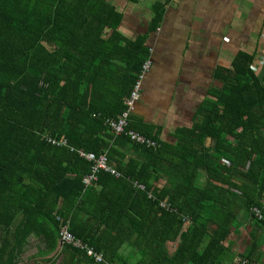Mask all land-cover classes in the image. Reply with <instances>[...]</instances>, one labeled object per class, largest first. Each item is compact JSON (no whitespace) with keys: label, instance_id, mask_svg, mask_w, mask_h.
<instances>
[{"label":"trees","instance_id":"16d2710c","mask_svg":"<svg viewBox=\"0 0 264 264\" xmlns=\"http://www.w3.org/2000/svg\"><path fill=\"white\" fill-rule=\"evenodd\" d=\"M154 14L150 33L163 6ZM122 22L109 0H0V264H20L32 235L42 256L53 254L58 218L110 264H233L225 243L241 221L259 233L244 256L254 257L264 234L252 212L264 214V74L251 70L255 55L218 70L221 87L191 129L174 133L175 145L131 115L127 130L160 145L153 149L109 123L126 111L151 57L148 34L126 40ZM79 151L107 153L120 176L101 170L86 186L92 163Z\"/></svg>","mask_w":264,"mask_h":264},{"label":"crops","instance_id":"0c3cea01","mask_svg":"<svg viewBox=\"0 0 264 264\" xmlns=\"http://www.w3.org/2000/svg\"><path fill=\"white\" fill-rule=\"evenodd\" d=\"M109 2L123 16L119 33L126 40L148 34L146 46L153 67L142 82L141 100L133 117L143 125L161 129V142L175 145L174 133L192 128L200 104L209 98L212 88L221 87L216 79L218 70L233 68L240 53L255 55L251 70L258 76L264 74V0ZM156 6H163L164 17L161 26L150 33ZM258 234L246 221L238 223L225 243L234 255L233 264L250 251L252 236ZM260 238L252 259L264 264V234ZM1 239L0 233V245ZM43 246L36 236H30L20 264H99L83 251L85 257L76 255L69 249L77 250L72 246L61 247L59 240L53 254L42 256ZM168 250L172 255L175 245L169 244ZM123 252L127 255L131 250L125 248Z\"/></svg>","mask_w":264,"mask_h":264},{"label":"built area","instance_id":"2783aa9c","mask_svg":"<svg viewBox=\"0 0 264 264\" xmlns=\"http://www.w3.org/2000/svg\"><path fill=\"white\" fill-rule=\"evenodd\" d=\"M151 68V62L145 63L143 66V75L140 78V81L137 82L135 85L132 94L130 98L126 101V111L123 113V115L118 120H110V126L112 129L116 132V135H123L126 134L132 142H135L140 145H145L147 147L158 149L160 145L151 140L150 138L134 131V130H127L129 126V119L131 115L135 113L136 107L138 103L141 100V91H142V82L144 79V75L146 72H148ZM49 142L54 146H68V142L65 138H62L60 140L50 138ZM79 154L81 157H84L87 161L92 163V172L90 175L85 177L84 184L86 186L92 185L94 182L97 181V173L101 170L106 172H111L114 175H117L118 177L120 174L116 171L114 167L110 165L108 154H102L99 157L92 153H84L82 151H79ZM141 188H144L145 186H139ZM162 207H166V205L163 203L161 204ZM254 216L260 220L264 221V214L261 210H258L256 208H253L252 210ZM59 222V244L61 247L65 246H72L73 248L83 251L85 255L89 258H91L94 262L99 264H110L106 260H104V257L101 253L96 252L93 248L87 246L84 244L81 240L75 238L69 231V225L68 222L63 221L62 219H57ZM237 264H260L258 262H255L251 259L238 256L236 258Z\"/></svg>","mask_w":264,"mask_h":264},{"label":"rangeland","instance_id":"374dc122","mask_svg":"<svg viewBox=\"0 0 264 264\" xmlns=\"http://www.w3.org/2000/svg\"><path fill=\"white\" fill-rule=\"evenodd\" d=\"M153 58H154V56H153ZM152 62H153V59H152ZM152 67H153V64H152V66H151V69H152ZM151 69H150L148 72H146V74L144 75V78H145V76H146L147 74L150 73ZM143 81H144V79H143Z\"/></svg>","mask_w":264,"mask_h":264}]
</instances>
